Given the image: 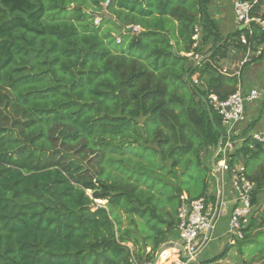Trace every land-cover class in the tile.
I'll return each instance as SVG.
<instances>
[{"label": "trees", "instance_id": "16d2710c", "mask_svg": "<svg viewBox=\"0 0 264 264\" xmlns=\"http://www.w3.org/2000/svg\"><path fill=\"white\" fill-rule=\"evenodd\" d=\"M246 1L254 2L250 17L259 22L223 36L207 11L210 0H92L96 10L107 2L104 11L115 19H106L122 32V26L131 25L141 30L115 37L109 49L107 36L99 35L101 25L91 26V14L82 4L72 7L74 0H0V264H151L163 244L177 239L182 194L205 196L214 210L217 189L208 191L209 182L215 183L210 157L222 129L207 105L213 127L203 99L209 93L225 99L237 91L238 78L220 73L230 52H258L251 61H263L264 75V0ZM15 12L20 15L4 19ZM88 15L89 23L80 26ZM195 28L200 37L193 48ZM190 52L211 54L197 65L186 57ZM93 85L95 90L88 92ZM260 87L261 99L247 109L254 121L242 135L262 118L264 84ZM86 93L103 103L119 101L120 114L105 111L98 120L81 124L87 114L101 111ZM58 98L64 102L46 106ZM170 105L183 107L188 122L180 123ZM130 107L150 112L143 126L155 128L151 143L99 140V152L91 158L87 142L70 151L82 136L114 139L135 129L138 121L124 115ZM65 122L81 130L53 133ZM41 125H52L53 134L33 135ZM169 146L170 168L156 165L151 157L158 150L164 157ZM234 154L246 170L254 168L252 161L261 169L258 175L247 170L253 209L243 239L200 264H217L232 247L240 251L255 226L253 211L264 189V142L245 137ZM185 161L176 177L171 169ZM149 193L154 195L145 201ZM57 195L62 203L52 208L45 197ZM75 223L81 227H72ZM85 225L95 234L92 243L87 252L74 250L73 241L89 239Z\"/></svg>", "mask_w": 264, "mask_h": 264}, {"label": "built area", "instance_id": "2783aa9c", "mask_svg": "<svg viewBox=\"0 0 264 264\" xmlns=\"http://www.w3.org/2000/svg\"><path fill=\"white\" fill-rule=\"evenodd\" d=\"M253 3L246 0H235L233 2L232 7L237 25L245 28L253 21L259 22L258 19L250 17ZM99 19L97 18L96 20ZM95 26H98V21L95 22ZM133 30V32L137 33L140 28L134 26ZM192 40L194 41V48L199 42V31L197 28L194 29ZM241 42L245 43L244 38L241 39ZM247 53H249V50ZM187 56L192 57L194 61H198L200 58L199 54L193 52ZM193 82L195 85H199L195 78H193ZM261 97V92L256 88H252L245 93L237 90L225 99H220L214 93H209L206 97L207 105L211 107L218 117L222 129V141L214 163L216 166V170L213 172L214 177H217L216 174L218 173L222 178H225V174L229 173L230 178L228 181L234 194L228 222V233L232 236L229 240L231 245L234 244L233 241L236 242V240L243 239V229L247 225L245 220L248 222V217L253 209L251 204L253 184L247 176L245 166L239 161L233 164V155L245 137L257 143L264 142V112L255 128H250L245 135H242L247 127L251 126V122L254 121L253 117L247 115V109L254 107ZM211 210L212 207L207 204L205 196L190 199L186 194H182L177 209V239L170 242L180 245L183 250L182 253L188 258L183 259L181 252L177 249H168L159 255L156 264H189L190 261L193 264H199L197 260L193 261V257L198 256L204 247L205 233L212 217L210 216ZM201 239L203 242L192 250L193 245L197 244Z\"/></svg>", "mask_w": 264, "mask_h": 264}, {"label": "rangeland", "instance_id": "374dc122", "mask_svg": "<svg viewBox=\"0 0 264 264\" xmlns=\"http://www.w3.org/2000/svg\"><path fill=\"white\" fill-rule=\"evenodd\" d=\"M233 1L235 0H210V5L208 7V13H210V16L214 18L216 10L218 9V12L220 14H223V19L226 22L224 25H222L221 31L228 32L226 30L229 29V26L227 25L232 21V16L230 13V10L232 8ZM81 5L86 8V12L88 14H91L90 19V25L95 26V22L98 21V25L100 26V36H107L105 42V46L109 49H113L115 46L114 39L115 37H120L122 34L121 29L110 23L106 18H100L99 20H96L99 14H101L104 11L105 5L107 2L101 3V9H93L94 3H92V0H74V3L71 5L72 7L75 5ZM217 8V9H216ZM95 10V11H94ZM215 10V11H214ZM109 14V13H107ZM88 15L87 19L81 23L82 27H84L86 24L89 23V17ZM113 19L111 21H114V16H112ZM84 25V26H83ZM132 26V25H131ZM129 27V26H128ZM134 27V26H132ZM136 27V26H135ZM133 30V29H132ZM134 31V30H133ZM141 31V30H140ZM210 44L205 47V51L209 48ZM258 55V52L254 53L253 51H249V53H238V52H230L228 57L221 62L220 66V73L226 76H236L239 80L238 83V89H241L243 86L242 81V75L244 79L254 81L255 86L258 88H261L262 84H264V75L262 73L263 71V61L261 62H253L251 61L252 58L256 57ZM202 55H200L201 57ZM192 62V60H191ZM195 62V61H193ZM197 64V62H195ZM228 65L230 68L228 70L223 69V65ZM244 65V66H243ZM248 68V70H246ZM242 69V71H240ZM240 73V76H239ZM215 114V113H214ZM252 123V122H251ZM250 127V126H249ZM240 160L239 157L233 155V164L237 163ZM261 159H258L257 163L261 162ZM256 162L252 161L251 164H254V173L258 175L261 171L258 164H255ZM250 170V169H249ZM214 176V175H213ZM229 173L225 174V179L229 180ZM216 179V177H214ZM224 183V182H223ZM209 184H211L209 182ZM89 194V193H88ZM217 196V195H216ZM99 204H104V201H98ZM215 210V207H214ZM214 210L212 209V212L214 213ZM253 219H255V227H258L260 225H264V189L260 191L257 195V200L255 203V208L253 211ZM213 215V214H212ZM123 225L126 226V219L125 216H122ZM253 228V229H254ZM251 229L250 232L253 230ZM257 236H264V233H257ZM246 240L249 241L245 242L241 247L240 251L237 250V247H232L229 251V254L224 257L220 262L217 264H257V261L263 262L262 258H264V255H260V251H264V243H261L258 239L255 238H247ZM201 254V253H200ZM196 257H200L197 260H201L204 258H208L209 255H200ZM259 254V255H258ZM214 256V255H213ZM212 256V257H213Z\"/></svg>", "mask_w": 264, "mask_h": 264}, {"label": "clouds", "instance_id": "9594fccd", "mask_svg": "<svg viewBox=\"0 0 264 264\" xmlns=\"http://www.w3.org/2000/svg\"><path fill=\"white\" fill-rule=\"evenodd\" d=\"M141 7H144V5L142 4ZM10 15H20V13L19 12H15V13H11L9 15H5L4 19L5 20L9 19ZM149 30H152V29H149ZM81 46L83 47V45H81ZM262 47H264V46H262ZM85 50H87V49H85ZM54 58L55 57H53V59ZM76 62L78 63V60ZM65 63H69V62L65 61ZM102 66L103 65H101V67ZM59 75L62 76V74H59ZM105 79H107V78H105ZM62 80L64 82H66V83H69V84L72 82L71 78H68V77H65V76H62ZM97 83H100V82H97ZM95 88H96V86L93 85L91 88H89L88 92H91V91L95 90ZM85 95H86L87 100L89 102H95L98 105H100L101 106V111H99V112H95L94 111L92 113L87 114L86 116H84L82 118L81 124H83L85 122H92V121L98 120L100 118V116H102L104 114L105 111H110L112 115H119L120 114L119 111H118V109H119V101L103 103L102 101L93 98L92 96L88 95L87 93ZM165 99L168 100V99H170V97H166ZM63 102H64L63 98H58L56 101L49 102V104H47L46 106L47 107H54L55 105H58L59 103H63ZM169 108H170V111L174 112L177 116L180 117V123H187L188 122L187 119H186V116L184 115V108L183 107H171V105H170ZM77 110L78 109H76V108L71 109L72 112H75ZM124 115L127 116L130 119H135L136 121H138V124H137L135 129H133L129 133L125 134L124 136L116 137L114 139L112 137H101L99 135L82 136L81 140L77 141L75 144L70 146V151L72 152V151L76 150L77 148H79L82 145V143L87 142L88 147L91 150L90 153H88V155H89V158H91V156H94V155L98 154V152H99V149L95 147L96 142L99 141V140H106V141L111 142L113 144L123 143L125 141L132 140V139L137 140V142H139V143H143L144 140H149V142L151 143L153 138H154L155 128L153 127V128L145 129L144 126H143V120L147 118V115H150V112L149 113H144L141 110H135L134 108L130 107L128 109V111L124 113ZM49 128L53 129V126L49 125V126L45 127V126L41 125V126L35 128V129H33L32 133H33V135H35L36 133H38L40 131H44L45 133H48V135L49 134H53V133L59 135L60 131H64L65 134H68V130L69 129L72 132H79L81 130V126L80 125L73 124L72 122H65L64 125L60 129L56 130L53 133L49 132ZM40 144L43 145L44 147L48 146L45 141H41ZM170 147L171 146H169L168 149L164 150L165 151L164 157H161V155L159 153V150H158L157 153L154 156L151 157L152 161L156 165H161V166L168 165L169 168H170V165H171L172 161L167 158V151L170 150ZM80 159H83V157H80ZM185 167H186V161L182 162L177 168L171 169V170L173 171V173H174V175L176 177H179L181 172L184 171ZM151 174L160 175L161 178H163V175L160 174V173L152 172ZM102 178L103 179H107V174L104 177H102ZM169 179H171V178H169ZM172 182L175 183L176 181L172 180ZM58 195H59V193H58ZM58 195L56 197H45L46 200L50 199L52 201V203L50 205L52 208H57L58 204L62 203V201L59 200ZM137 195H139V191H138ZM149 195H154V194H151V193L146 194L145 195V201H147V198H148ZM152 203L156 204L157 201L154 200V201H152ZM60 210H62V209H60ZM50 219L54 220L55 217L54 216H50ZM245 224H247V220H245ZM72 227L79 228V227H81V225L79 223H75V224L72 225ZM83 230L88 233L89 239L81 241L79 243H77L76 241H73V245L75 246V247H73V249L76 250L77 248H82L85 252H87L88 248H89V245L92 243V237H94L95 234L93 233L92 229L89 226H87V225L84 226ZM257 233H264V225H260L258 227H255L248 234L249 238L258 239L261 243H264V236H257ZM216 240H217V237L214 235L211 238V240H209V246H208V248H206V251H211V246L215 243ZM202 242L203 241L201 239L200 241L197 242V244H194L192 250H194L196 247H198V244L202 243ZM233 243H235V241H233ZM0 254H2V253H0ZM199 258L200 257H193V261H195V260H197ZM262 260H264V258H262ZM189 264H193V262L190 261ZM257 264H262V262L261 261H257Z\"/></svg>", "mask_w": 264, "mask_h": 264}, {"label": "crops", "instance_id": "0c3cea01", "mask_svg": "<svg viewBox=\"0 0 264 264\" xmlns=\"http://www.w3.org/2000/svg\"><path fill=\"white\" fill-rule=\"evenodd\" d=\"M231 4H233V3H231ZM230 13H231V16H232V21L227 24L229 26V29L226 30V31H228V32H223V31H221V28H220L222 25H224L226 23L224 21V19H223V14H220L218 12V9L216 10L215 14H213L215 17L212 18V19L216 23L219 33L221 35H223V36L235 31L237 28L240 29V26H241V25H237V23L235 21V15H234L233 7L231 8ZM199 37H200V35H199ZM190 53H192V52H190ZM190 53H188V54H190ZM188 54H186V57H188L187 56ZM188 58L190 60L194 61L192 57H188ZM195 62H197V61H195ZM222 68L223 69L225 68V70H228L230 67L225 64V65L222 66ZM246 70H248V68H246ZM239 76H240V73H239ZM242 81H243L242 82L243 83V85H242L243 87L241 89H238V86H237V90H239L241 93H245V92H247L248 90H250L252 88H256L259 91L261 90L260 88L255 86L254 81L249 80V76H248V79H244L243 75H242ZM248 112H249V110H248ZM248 112H247V115L249 117H251L250 113H248ZM247 170L250 173H254L253 169H251V168H250V171H249V168ZM212 183H213V181H211V184H210V187H209L208 191L212 192V190L214 189V186H216L217 194L219 192V195H220V208H219V213H218L217 220H216V222H215V224H214V226H213V228L211 230L209 240H211V238L214 235L217 237V240L211 246V251H206V248H208V246H209V241L204 245V247H203V249H202V251L200 253L204 254V255H209V256H208L207 259L204 258V259H201V260H197L199 262V264H200V261H206V260L210 259L213 255L219 254L220 252L223 251V249L226 246H229V245L231 246V244L229 243V240L232 238V236L228 233V222H229V216H230V213H231V208L233 206L234 194H233V192H232V190L230 188L229 181L226 180L225 178H222L221 176H219V177L217 176L216 179H215V183L213 185H212ZM236 242H237V240H236ZM230 249L228 250L226 255L229 254ZM147 251H149V250L147 249ZM154 258H155V256H154ZM153 261H154V259H153ZM153 261H152V263H153ZM145 263H148V262H144V261L140 262V263L135 262V264H145Z\"/></svg>", "mask_w": 264, "mask_h": 264}, {"label": "water", "instance_id": "95a60500", "mask_svg": "<svg viewBox=\"0 0 264 264\" xmlns=\"http://www.w3.org/2000/svg\"><path fill=\"white\" fill-rule=\"evenodd\" d=\"M69 8H71V6H70ZM98 17L101 18V19H102V18H107V19L110 18V19H113V17H112V16H109V15L107 14L106 11H103L101 14L98 15ZM243 28H244L243 26H240V29H243ZM132 29H133L132 26H129V27L122 26V30H123L122 34H124V33H126V32H131ZM210 54H211V53H207V54L201 56V57L198 59V61H197V65H199L200 63H202L203 61H205L206 59H208V57L210 56ZM203 103H204L205 106H206V109H207V112H208V116H209L210 122L212 123L213 127L215 128V125H214V123H213L212 114H211L209 108L207 107V103H206V101H205L204 99H203ZM221 141H222V137L220 136L219 139H218V141H217L216 148H215V150L213 151V153H212V155H211V157H210V167H211L212 172H214V171L216 170V166L214 165V161H215L216 155H217V153H218V150H219V147H220ZM216 175H217L218 177L220 176L218 173H217ZM219 208H220V195H219V192H218V194H217V200H216V204H215V210H214V213H213V215H212V217H211V220H210V223H209V227H208V229H207V231H206V233H205L204 244H203V245H205V244L209 241L211 230H212V228H213V226H214V224H215V222H216V220H217V217H218ZM168 249H177L178 251L181 252V255H182L181 257H182L183 259L188 258V256H186V255H184V254L182 253L183 250H182V247H181L180 245H178L177 243H174V242H167V243L163 244V245L158 249V251H157L156 254H155V258H154V261H153L152 264H156L159 255H160L163 251L168 250Z\"/></svg>", "mask_w": 264, "mask_h": 264}]
</instances>
